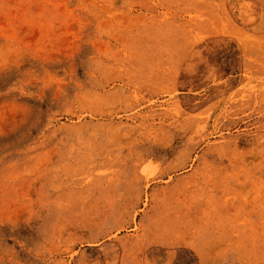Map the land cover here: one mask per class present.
<instances>
[{"label":"rangeland","instance_id":"obj_1","mask_svg":"<svg viewBox=\"0 0 264 264\" xmlns=\"http://www.w3.org/2000/svg\"><path fill=\"white\" fill-rule=\"evenodd\" d=\"M0 264H264V0H0Z\"/></svg>","mask_w":264,"mask_h":264}]
</instances>
